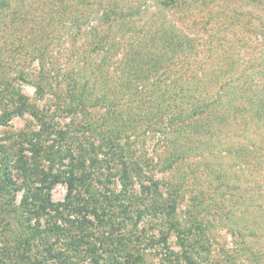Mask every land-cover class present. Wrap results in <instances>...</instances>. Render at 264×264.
<instances>
[{"label":"rangeland","instance_id":"rangeland-1","mask_svg":"<svg viewBox=\"0 0 264 264\" xmlns=\"http://www.w3.org/2000/svg\"><path fill=\"white\" fill-rule=\"evenodd\" d=\"M8 1L0 3V69L10 71L9 78L20 70L41 73L51 89L44 95L36 94L33 83L20 82V91L39 113L56 112L61 99L53 91L69 95L74 86V100L83 101L86 115L97 119L96 128L136 131L131 146L137 159L175 207L169 215L138 216V205L154 192L148 179L144 191L134 182L142 198H132L128 216L108 211L114 225H103L93 213H84L77 199L71 211L80 212L68 211V186L60 182L50 192L57 204L38 220L22 209L9 210L8 201L19 203L24 190L2 191L0 247L9 248L7 260L31 264L23 256L28 241L29 252L41 261V251L51 244L61 249L66 259H48L49 264H92L94 255L108 260L119 247L134 243L143 264H264V0H184L192 13L190 31L186 12L159 0ZM160 67L166 72L157 71ZM150 72L146 101L151 97L155 108L148 119L138 109L149 112L143 99L137 105L133 93ZM187 88L192 89L188 99ZM187 100L209 108L186 119L181 104L190 105ZM158 109L177 116L163 118L164 134L145 129L162 118ZM68 115L73 116L60 111L55 120L63 127L71 121ZM21 130L30 134L31 141L24 143L28 156L34 146H71L42 136L28 112L0 126V142H13ZM112 182L108 187L119 191L120 179ZM98 185L92 182V191L101 189ZM69 220L76 229L72 233L66 230ZM53 224L60 227L57 232L49 231ZM75 238L83 251L64 249Z\"/></svg>","mask_w":264,"mask_h":264},{"label":"trees","instance_id":"trees-1","mask_svg":"<svg viewBox=\"0 0 264 264\" xmlns=\"http://www.w3.org/2000/svg\"><path fill=\"white\" fill-rule=\"evenodd\" d=\"M1 2H3V6L4 3L6 4L9 1L0 0V3ZM159 3L166 8L173 7L177 8L180 12H186L183 18L184 20H189V23L187 22V31L192 30L190 27L192 24L190 20H193L191 16L192 13L189 11L187 5H185L184 0H159ZM180 12H178V14H180ZM110 15L111 14L106 13L104 16L105 20H108V16ZM2 59L0 57V60ZM166 70V67H160L157 71L165 73ZM9 72L10 71L0 69V126L6 125L14 115L21 116L25 112H28L35 116L41 129L40 133L42 136L43 134L47 137L50 136L48 139L53 142H55L57 138L66 140L71 145L63 150L53 147L50 150H41L34 146L29 149L31 155L28 156L25 154L26 148L24 143L31 141V139L28 138L29 133L23 130L17 133L13 142H0V192L5 191L10 193L24 190L22 199L19 203H17V199L14 198L8 201L12 204V208L9 210L15 211V209H17L19 211V209H22L23 212L31 213L40 220L42 216L50 214L51 208L57 204L52 201L50 192L57 183L64 182L68 186V200L67 203H65L69 209L68 211L72 213L80 212V210L71 211L72 208L77 207V199L81 204L80 208H83L81 210H84V213H93L98 223L106 225L110 222L111 225H114V220L108 211L113 215L116 213L115 211L121 210L122 215L128 216L132 198H142L135 194L134 182H137L140 189L144 191L149 189L147 187L151 181L152 192H154V194L152 196H145L143 204L138 205V216H142L145 212L150 213V215L154 213L171 214L175 206L171 205L173 203H171L170 198H163V194H159L161 182L152 179L151 175H149L150 171H145V167L137 159L136 152L132 149L131 145L135 143L139 136L136 131H101V128H96L97 124L95 122L97 119L86 115L82 106L83 101L81 99L74 100L76 99L75 94H73L75 91L74 86L68 89L69 95L61 96V93L56 94L55 91H53L54 95H57L58 98L61 99L57 103L56 112L39 113L37 106L29 102L30 100L28 97L20 91V82L33 83L36 87V94L40 96L51 90L50 88L46 89L47 84L46 81H44L45 78L41 73L30 70L17 71L18 73L13 78H9ZM151 78H153L152 72L149 74L147 73L144 83L133 93L137 105L139 101H141L140 99H143V108L149 110V112L142 111V107L140 106L138 109L145 113L148 119L151 117V111L155 108V104H150V102H152L151 97L146 101V97L149 96L148 94L150 92L146 82ZM165 91H167V89ZM191 93L192 89L187 88V99L191 96ZM70 95L73 101L69 100V102L66 97H70ZM163 95L164 93L161 96L163 97ZM165 96H167V94H165L164 97ZM75 103L76 105L73 107ZM188 104H190L189 101ZM169 107L173 109L171 103ZM208 108L209 105L203 102L190 105L181 104V112L184 113L186 119L197 117L200 113L206 112ZM60 111H69L73 114V116L68 115L71 121L63 126L65 128L60 125L58 118L55 120V117L59 115ZM162 111L163 109H158V112L163 113ZM187 111L188 114L186 115ZM138 115L141 116V113ZM174 116L175 115H172V113L168 116L167 113L166 115L163 113V115L160 116V118H162L154 123V127L146 125L145 129L147 128L149 131L163 133L166 126V122H164L165 120L163 118L166 119V117H168L172 121L177 120V116L175 118ZM106 122L107 121L101 123L100 126L105 125ZM73 126L76 127L73 129ZM75 131L84 134H73ZM51 134H55V137H52ZM32 136L37 137V135L34 134H32ZM128 147H130V151H128ZM44 159L49 162L48 168H46ZM65 159H69L66 164H64L63 161ZM14 161L16 162L15 164L13 163ZM112 178L120 179L122 182V187L117 192H114L108 187V185L110 186V184L113 183ZM147 179L149 182L146 185ZM92 182H95L98 187V183L102 184L101 189L92 191ZM13 202H16V204H13ZM4 205V203L0 204V213L5 212L2 211L6 209ZM55 211L58 213L61 209L57 208ZM125 218V220H127V217ZM75 219L76 216L72 220V223H75ZM69 222V227L66 230L72 233L74 232L75 225H73L70 220ZM59 229L60 227L57 224H53L49 231L57 232ZM34 230L40 232L39 228ZM77 230H79V228ZM79 238V242H82L83 237ZM76 241V238L72 239L71 243L67 244L64 249L75 253L83 251L80 246H75ZM25 244L27 245L26 252L28 253L23 256L31 259V264H49L48 259H51L53 262L60 261L62 258L66 259L65 255L63 256L62 252H59L61 249L55 250L57 247L51 244L47 247L49 249L48 251H41V254H44V256L41 255V257L44 258V260L41 261L38 256L31 255V252H29L31 250L30 243L25 241ZM119 248L120 255L116 251V254L113 253L108 260L101 261V257H103L102 253L94 255L92 264H143V262H141V257L138 258L142 255V251L137 243H134L131 247L125 245ZM91 251L95 252L93 249H91ZM19 252L20 248L17 250L18 255ZM7 253H9L8 247H0V264H17L15 261L7 260L9 258V254ZM21 254H23V252Z\"/></svg>","mask_w":264,"mask_h":264}]
</instances>
